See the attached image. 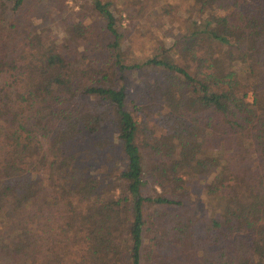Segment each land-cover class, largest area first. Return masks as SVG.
<instances>
[{
  "label": "trees",
  "instance_id": "1",
  "mask_svg": "<svg viewBox=\"0 0 264 264\" xmlns=\"http://www.w3.org/2000/svg\"><path fill=\"white\" fill-rule=\"evenodd\" d=\"M27 1L0 0V225L13 226L0 264H264V0H150L185 15L188 43L131 63L126 7L87 0L110 40L101 64L70 56L80 21L63 45L31 34L16 46ZM146 69L128 100L127 72ZM35 202L60 213L48 253L25 214Z\"/></svg>",
  "mask_w": 264,
  "mask_h": 264
},
{
  "label": "rangeland",
  "instance_id": "2",
  "mask_svg": "<svg viewBox=\"0 0 264 264\" xmlns=\"http://www.w3.org/2000/svg\"><path fill=\"white\" fill-rule=\"evenodd\" d=\"M143 1L141 0V3L137 4L136 0H119V3L122 4L117 6L119 10L124 7L127 9L121 13L124 18H122L120 24L124 33V41L121 43V47L125 51V53H122L124 61L131 63L134 59H143L146 56H150L155 52L154 49H156L158 44L171 47L178 54L177 56L182 55L188 42H180V39H182L180 35L186 32L184 29L186 24H188L189 30L192 29L190 23H182L185 15L179 14V11L168 14L163 11L160 13L159 11L156 14L155 10L150 11V0L147 1L149 6L143 5ZM27 2V6L29 8L33 7V10L27 13L26 19L19 21L15 19L18 25L17 28L12 29L14 31L12 33L15 35L13 43L16 46L22 44L21 39L23 37L31 34L33 36L46 34L47 38L54 35L56 43L63 45L62 38L67 33V26L76 21H80L84 28L82 33L85 34V37L79 39L77 43L72 45L73 52L70 56L75 58L77 57L76 53L79 54L81 52L93 61V63L96 62L97 64L103 63L105 58L108 57L109 48L107 47V43L110 40L105 32L104 21L89 8L87 0H28ZM142 6L146 7V11H143ZM138 8L142 10L141 15H136L134 12ZM140 9L138 13H141ZM126 11L130 16H127ZM7 50L13 52V46L10 44ZM14 53L16 54V52ZM127 73L126 77L130 82L128 100L131 101L140 89H144V85L150 82L155 74L150 69L138 70L136 74L132 75L130 72ZM247 99L249 101L251 100L250 91L247 93ZM148 123H155V121L151 119ZM38 139L45 146V139ZM105 152L102 156L99 155L96 163V166H99L101 169L103 165L107 167V169H103V172L101 171L102 173H108L111 171L112 165H118L120 163V153L117 148H115L114 152ZM41 193L43 195H48L49 193L44 185ZM194 202L197 207V200L194 199ZM200 204H202L201 198H199ZM197 208L199 209V207ZM25 214L28 217L36 245H39L41 250L48 253L50 243L58 235L57 225L60 224V213L55 207L41 206L39 202H35L26 207ZM10 227L13 226L9 223H5L4 226L3 224L0 225L1 239H7L8 234H11L10 231L12 230ZM149 235L150 232L148 231L143 233V242L145 245L148 243Z\"/></svg>",
  "mask_w": 264,
  "mask_h": 264
}]
</instances>
